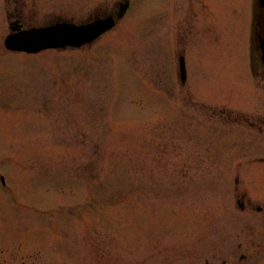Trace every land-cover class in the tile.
I'll return each instance as SVG.
<instances>
[{
  "label": "rangeland",
  "instance_id": "obj_1",
  "mask_svg": "<svg viewBox=\"0 0 264 264\" xmlns=\"http://www.w3.org/2000/svg\"><path fill=\"white\" fill-rule=\"evenodd\" d=\"M120 1L0 0V264H231L234 241L255 257L264 215L233 209L236 188L264 202L252 0H172L193 16L180 24L170 3L131 0L80 48L3 45L14 17L80 22Z\"/></svg>",
  "mask_w": 264,
  "mask_h": 264
},
{
  "label": "flooded vegetation",
  "instance_id": "obj_2",
  "mask_svg": "<svg viewBox=\"0 0 264 264\" xmlns=\"http://www.w3.org/2000/svg\"><path fill=\"white\" fill-rule=\"evenodd\" d=\"M172 2V0H165L164 3L166 2ZM196 3H201L199 0H195ZM215 3V1H213ZM255 15H254V32L257 35H260V37H264V3H259L255 5ZM170 17L174 20V22L177 20L180 21L178 24L182 22H187L190 21V18L193 16L191 15L190 18H184L183 16L185 15L186 12L177 14L176 9L173 8L171 9ZM15 20L20 23V18L14 17ZM184 18V20H182ZM251 57H253V60L257 57V63H258V69L255 70L262 73L264 76V60L263 56L261 54V50L259 48V43L255 38L252 40V45H251ZM255 65V64H254ZM264 123V118L261 119L260 122H258L259 125ZM235 183H238V181H235ZM236 190V195L234 197L235 204H233V209L241 214H261L264 215V202L262 204L256 203L249 199L244 193H241L239 189ZM255 223V222H254ZM256 225H251L248 227V236L255 237L256 235H259L261 233V230L263 229L262 225L260 222L255 223ZM254 243V249H255V257H252V255L246 251L245 249H242V243L241 242H233V245L231 247V257H232V262L231 264H250L251 261L253 263L251 264H264V248L262 249L261 243L260 242H253ZM245 250V251H244Z\"/></svg>",
  "mask_w": 264,
  "mask_h": 264
},
{
  "label": "water",
  "instance_id": "obj_3",
  "mask_svg": "<svg viewBox=\"0 0 264 264\" xmlns=\"http://www.w3.org/2000/svg\"><path fill=\"white\" fill-rule=\"evenodd\" d=\"M109 26L108 21H100L92 26L79 28L72 25L54 26L7 38L6 45L10 49L26 50L28 52H36L48 47L79 46L91 41ZM181 67L183 75V65Z\"/></svg>",
  "mask_w": 264,
  "mask_h": 264
}]
</instances>
